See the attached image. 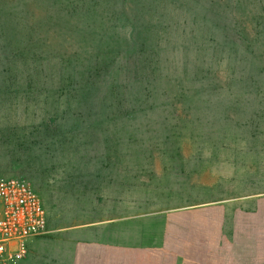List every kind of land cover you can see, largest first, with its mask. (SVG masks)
Wrapping results in <instances>:
<instances>
[{
	"label": "rangeland",
	"instance_id": "obj_1",
	"mask_svg": "<svg viewBox=\"0 0 264 264\" xmlns=\"http://www.w3.org/2000/svg\"><path fill=\"white\" fill-rule=\"evenodd\" d=\"M114 1L0 0V177L55 228L115 219L39 257L264 264V0Z\"/></svg>",
	"mask_w": 264,
	"mask_h": 264
},
{
	"label": "built area",
	"instance_id": "obj_2",
	"mask_svg": "<svg viewBox=\"0 0 264 264\" xmlns=\"http://www.w3.org/2000/svg\"><path fill=\"white\" fill-rule=\"evenodd\" d=\"M48 209L26 178L0 177V264H19L30 242L49 232Z\"/></svg>",
	"mask_w": 264,
	"mask_h": 264
},
{
	"label": "crops",
	"instance_id": "obj_3",
	"mask_svg": "<svg viewBox=\"0 0 264 264\" xmlns=\"http://www.w3.org/2000/svg\"><path fill=\"white\" fill-rule=\"evenodd\" d=\"M258 187L252 188L254 190L255 195H262L264 194V176L259 179V181L256 183ZM46 205V204H45ZM46 207H48L46 205ZM48 209V214H49V232L47 235H45L42 238L33 240L30 242V250L29 254L26 257V259L19 264H52L48 260L46 261V258L44 257H39V254H42L40 251L43 250V247L38 246L39 243L40 245L47 241L49 238H53V236L58 234V232L61 231H67L69 233H72L71 236H65V237H60V241L65 242V244L68 246H71L74 248L71 253H74L76 255H84L87 256L90 251L93 249V244H98V241H96V233L101 229V228H109V224L114 222V217H107L105 219H100V220H88L86 222H80L72 227H53L52 226V221H51V212L49 207ZM82 236H79L81 235ZM57 236H54L56 238ZM97 240H99L97 238ZM49 241V240H48ZM101 243V241H99ZM92 246H91V245ZM90 245V246H89ZM91 247V248H90ZM99 247V246H98ZM97 246H94V248H98ZM71 248V249H72ZM80 249L82 252L80 253ZM100 249V247L98 248ZM48 255V252H43V255ZM35 257V258H33ZM92 257L94 260L96 259L95 254H92ZM98 259V258H97ZM36 261V262H35ZM45 261V262H43ZM84 264V263H83ZM85 264H90V263H85ZM91 264H96V263H91Z\"/></svg>",
	"mask_w": 264,
	"mask_h": 264
},
{
	"label": "trees",
	"instance_id": "obj_4",
	"mask_svg": "<svg viewBox=\"0 0 264 264\" xmlns=\"http://www.w3.org/2000/svg\"><path fill=\"white\" fill-rule=\"evenodd\" d=\"M235 2V1H234ZM124 0H115L113 3H112V5H113V7H118L120 4H121V8H122V11H123V13H125V9H124ZM239 5L241 6L242 4L241 3H239ZM262 12H263V14L261 15V16H259L258 17V19L260 18V21L258 22L257 21V25L259 26V27H261L263 30H264V26H260L262 23L264 24V7H263V10H262ZM125 15H126V13H125ZM262 17V18H261ZM230 32V31H229ZM236 33H238V32H236ZM243 33H244V31H243ZM238 35H240V34H236L235 35V37H237L238 38ZM228 44V43H227ZM141 47H145V45H141ZM258 86H259V84H258ZM260 87V86H259ZM259 178L256 180V182H258L259 181V179H261L263 176H264V169H262L261 171H260V174H259Z\"/></svg>",
	"mask_w": 264,
	"mask_h": 264
}]
</instances>
